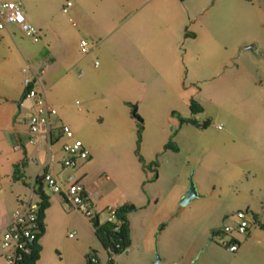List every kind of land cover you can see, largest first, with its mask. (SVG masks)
Masks as SVG:
<instances>
[{
    "label": "crops",
    "instance_id": "0c3cea01",
    "mask_svg": "<svg viewBox=\"0 0 264 264\" xmlns=\"http://www.w3.org/2000/svg\"><path fill=\"white\" fill-rule=\"evenodd\" d=\"M4 1L10 0H0V3ZM20 1H22L26 19L40 30V39L36 42L32 41L15 23H7L0 29V46L4 44L10 48L11 46L8 47L10 43L14 49L12 54L15 58L14 63L17 65L16 71L19 76L17 89L20 93L16 106L13 105L12 98L7 99V102L10 101L6 102V105H0V173L2 176L0 207L5 209L6 205H10L9 210L3 212L0 228L7 222L19 199L28 197L38 199V195L32 191V185L39 171L46 168L44 162L48 150L53 151L54 158L57 160L65 156L61 146L67 138L60 134L58 126L62 123L70 126L64 110L68 105L60 97L57 84L73 74L75 68L84 69V73L82 71L77 73V77L81 78L82 86L86 85L89 88L94 85V80H110L113 83V89H110L113 91L108 95L125 96L126 98L122 99H128L132 104L133 101H138L135 102L136 110L139 109L141 97L144 105L147 104L146 106L152 109H156L155 104L160 101L174 107L177 99L186 100V96L193 93L190 89L192 86L188 87L184 82L186 77L184 71L187 73L190 71L188 58L190 57L193 63V56L198 59L199 52L206 51L205 59L210 64V68L209 73L204 75L213 79V83L207 86V92L213 101H217L219 92H223L218 87L219 85L225 87L226 76H229L227 72L229 52L241 42L240 36L233 32L230 26L231 18L240 10L241 0H212L211 5H214V9L208 12L206 10L210 0H73L67 12L62 10L67 0ZM197 5H200V10L204 9L205 17L201 19L199 28H192L190 31L189 28L195 27L199 22L200 13H197L195 9ZM82 39L89 40L92 45H89V51L83 55L80 47ZM196 39L202 41L200 45L195 47L192 41V47L185 46L183 49L184 43ZM197 47L199 49H196ZM189 53L190 56H187ZM13 56L11 55L10 59ZM183 63L187 67L185 70ZM27 65L41 71L46 98L57 109L54 117L56 126L53 129L50 144L45 137L35 146L28 144L27 126L19 122L16 116L17 112L27 111L31 104V99L23 96L25 88L23 79L26 75L23 68ZM197 69L199 70V67ZM4 72L7 73L6 70ZM247 95L249 97L244 98L241 104L238 122L219 136L211 138L207 143L199 142V155L200 158L205 157L214 164L222 161L234 164L242 172L247 171L255 178L253 181L255 187L251 189V192H260L264 189V84L253 92L249 91ZM114 104L112 101L109 103V108L113 111L116 108ZM84 105L88 107V104ZM192 116L195 118L194 114ZM207 120L210 123V120ZM74 136L77 137L75 132ZM16 144H21L22 149L16 150L14 148ZM84 144L88 148L85 142ZM89 153L88 160L80 162L73 169L63 168L59 163L55 164L53 169L60 177L74 173L81 179L91 195L94 209L101 221L105 220V217L101 219L98 212L101 208L123 203L136 205L131 196L120 197L108 187L101 192L93 189V181L88 175L93 157L90 150ZM32 155L38 157L37 163L30 160ZM142 156H145L144 152ZM151 157L148 156V159ZM16 166L19 167V179L13 177ZM211 174L215 176L213 186L216 187L221 171L212 167ZM257 176L261 177V181ZM105 178L108 180L109 176ZM187 188L188 185L183 181L176 183L169 189L170 198L182 197ZM198 190L203 191L200 187ZM33 193L37 195L36 198ZM47 194L50 204L45 210V229L39 240L41 250L36 264H60L45 255L49 237L56 236V230L60 225L73 226L77 229L79 235L76 238L77 244H83L85 241H90L91 236L94 238L96 236L90 221H87L78 210L70 208L62 194ZM172 206L176 207V203ZM132 212L127 214L130 244L132 240L130 214ZM216 212L217 210L205 212L201 219H199L200 214L197 217L187 215L180 221L181 233L195 230L191 237V246L196 245L198 240L203 238L204 233L206 235L207 231L211 232L219 227L211 221ZM233 214L229 216L233 218L232 222ZM227 218L225 216L223 223L230 222ZM196 222L198 224L201 222V225L197 227ZM240 237L237 239L239 245ZM135 244L138 245V252L133 254L130 248L128 253L133 256L126 264H146L145 259L149 251L145 248L140 251L137 241ZM85 245L83 253L86 255L91 245ZM62 260L64 264H67L66 260ZM74 260H69V264H76L77 260L76 262ZM115 263L120 264L118 261Z\"/></svg>",
    "mask_w": 264,
    "mask_h": 264
},
{
    "label": "rangeland",
    "instance_id": "374dc122",
    "mask_svg": "<svg viewBox=\"0 0 264 264\" xmlns=\"http://www.w3.org/2000/svg\"><path fill=\"white\" fill-rule=\"evenodd\" d=\"M211 2L212 0L208 3L207 12L214 9ZM195 9L200 13L199 22L196 23L197 27H190V31L192 28H199L201 19L205 17V11L200 10V5ZM73 20L76 21L75 18ZM230 26L231 30L240 36L241 42L229 52V76H226L225 87H218L223 92H219L217 101H213L207 92V86L213 83V79L204 75L209 73L210 68L205 59L206 51L199 52L198 59L193 56V63L190 57L188 58L190 71H184V82L188 87L192 86L190 89L193 93L186 96V100L177 99L174 107L160 101L155 104L156 109H152L146 106L147 104L144 105L141 97L139 109L136 110L134 105L137 106L135 102L138 101H133L132 104L128 99H122L126 98L125 96L108 95L113 91L110 89H113L110 80H94V85L89 88L82 86L77 73H84V69L80 70L79 67L57 84L60 97L68 105L64 109L68 123L76 136L90 148L93 158L88 175L93 181V189L101 192L108 187L120 197L131 196L138 206V209L130 214L132 240L128 248L136 254L137 241L140 251L142 248L147 249L149 255H146V264H151L157 256L160 260L156 264H171L173 261L180 264H264V228L261 227V224L264 225V189L251 192L255 187V178L247 171L242 172L234 164L222 161L214 164L199 155V142L207 143L231 125H235L240 116L241 104L244 98L249 97L247 93L264 84V0H241L240 10L231 18ZM191 42L196 47L202 41L188 40L182 45L183 49L185 46L192 47ZM88 43L92 46L90 41ZM9 46L11 47L7 48L4 44L0 46V105H6L7 99L12 98L13 105L16 106L20 98L17 89L19 76L12 54L14 49L10 43ZM81 53L85 54L82 51ZM187 56H190V53ZM183 67L184 70L187 68L185 63ZM192 98L204 107L203 111L194 114L196 120L199 123L210 120L204 129L180 122V116H192L189 107ZM110 101L116 104L114 111L109 108ZM84 104H88V107ZM134 110L136 116L133 114ZM26 114L27 111L17 112L18 121L22 122L23 118H27ZM138 128L141 136L140 153L141 156L142 152L145 154L142 160L135 151ZM169 140L179 146V150L165 149L164 144ZM148 156L152 157L148 159ZM212 167L221 171L216 187L213 186L215 176L211 174ZM105 176H109V179L106 180ZM257 178L261 181V177ZM190 179L195 184L198 196L185 205L180 202L182 197L170 198L168 192L171 187L182 181L189 186ZM18 184L20 185V182ZM199 187L202 192L198 190ZM44 190L51 195L52 192L45 185ZM33 196L37 197L35 193ZM174 203L176 207H171ZM5 207H0V221L3 212H7L10 205ZM106 207L98 211L101 219L106 218ZM245 209L251 216L248 217L250 232L243 237L239 236L241 243L235 253L211 241L210 231H207L206 235L204 233L203 238L193 246L191 237L195 230L186 233L179 231V223L184 216L197 217L200 214L201 219L205 212L217 210L211 221L220 227L225 216L228 217L227 221L232 222L233 218L229 216L237 210ZM199 224L201 225V222ZM199 224L196 222L195 225L198 227ZM70 232L73 233L72 237L68 235ZM78 236L75 227L60 225L56 230V238L54 235L49 237L45 255L60 264H64L62 259L66 260L67 264L71 259L77 260L76 264H86V255L83 252L85 244H90L88 252L96 250L100 261L103 264L107 262V251L98 239L91 236L90 241L77 244ZM132 256L125 249L116 254L114 260L126 264Z\"/></svg>",
    "mask_w": 264,
    "mask_h": 264
},
{
    "label": "built area",
    "instance_id": "2783aa9c",
    "mask_svg": "<svg viewBox=\"0 0 264 264\" xmlns=\"http://www.w3.org/2000/svg\"><path fill=\"white\" fill-rule=\"evenodd\" d=\"M72 4L71 0H67L62 7L64 12L68 11V7ZM7 23H15L19 26L22 33L36 42L40 39V30L31 24L24 15L22 1L10 0L0 3V29L4 28ZM82 52L89 51V43L86 39L80 40ZM97 64V61H95ZM26 75L23 79L24 97L31 99V104L27 110V118H23L22 122L27 126V143L37 145L44 140H48L49 144L52 140V131L55 129V115L57 109L50 104L46 98V88L42 81L41 71L35 70L29 65L23 68ZM218 127H220L218 125ZM59 132L67 139L63 142L61 149L65 156L61 160L54 158L53 151L48 150L47 157L44 162L45 169L39 171L34 179L32 191L36 186V180L52 192L63 195L67 205L70 208L78 210L88 221L96 214L91 200L90 193L87 192L84 183L74 173H69L65 177H60L53 167L59 163L63 168H75L80 162L87 160L90 156L89 150L84 142L74 136L72 128L65 123L58 126ZM21 144H16V150L22 149ZM30 160L37 163L38 157L32 155ZM2 176L0 173V186ZM96 193V192H95ZM39 197L38 199L21 198L17 201L16 206L11 211L7 222L0 228V264H25L26 257L33 251L40 233V224L38 219ZM105 220L115 224L118 229L121 220L116 216V207L107 206ZM233 222H225L220 227L211 230L210 239L227 248L231 252L238 250V237L245 236L250 232V221L248 210H237L234 214ZM73 236V233H69ZM127 252L130 248H125ZM124 249V250H125ZM115 256V255H114ZM90 264L97 262L95 253L88 256ZM171 264H180L177 261Z\"/></svg>",
    "mask_w": 264,
    "mask_h": 264
},
{
    "label": "trees",
    "instance_id": "16d2710c",
    "mask_svg": "<svg viewBox=\"0 0 264 264\" xmlns=\"http://www.w3.org/2000/svg\"><path fill=\"white\" fill-rule=\"evenodd\" d=\"M24 96V95H23ZM135 107V105H134ZM189 107L191 110L192 114H196L198 112H201L203 110V107L200 103H198L195 99H190L189 102ZM136 110H134L133 114L135 115ZM136 116V115H135ZM138 117V116H137ZM180 122L185 123L189 122L191 124H194L196 126L200 127H206L209 124L208 120L203 121L202 123H199L193 116L190 117H182L180 116ZM140 119V117H138ZM141 121V119H140ZM138 134V140H137V147H136V154L138 155L139 159L142 160V156L139 153V142L141 139L140 136V129L138 128L137 130ZM52 136H53V131H52ZM165 149H171L174 151L178 150V146L173 143L172 141H167L164 144ZM13 177L15 179L20 178V172H19V167L16 166ZM36 186L34 187V192L38 195L39 197V209H38V219H39V224H40V233L38 236V240L33 248V251L26 257L25 264H36L39 256H40V250L41 246L39 243L40 237L44 233V216H45V210L49 206L50 201H49V196L45 192L43 188V184L39 179L36 181ZM116 207V216L118 219L121 220V224L118 229H115V224L104 220L101 221L98 217V214L96 213L95 216L90 220V223L92 224L94 228V234L98 241L102 244L104 249L107 251L108 254V260L104 264H116L114 260V255L119 254L122 252L126 247L129 246L130 244V230H129V221L127 218V214L129 212H132L137 209V206L134 205L133 203H123L120 204ZM255 218V217H253ZM257 219V218H256ZM261 227L264 228V225L261 224ZM92 253L96 254L97 257V262L95 264H103L99 257L97 256V251L92 250ZM91 252H88L86 254V264H90V260L88 256L90 255Z\"/></svg>",
    "mask_w": 264,
    "mask_h": 264
},
{
    "label": "water",
    "instance_id": "95a60500",
    "mask_svg": "<svg viewBox=\"0 0 264 264\" xmlns=\"http://www.w3.org/2000/svg\"><path fill=\"white\" fill-rule=\"evenodd\" d=\"M195 196H198V193H197L194 182L190 179L189 186H188L186 192L184 193V195L182 196L180 202H181V204L185 205ZM159 260H160V257L157 256V258L151 264H156Z\"/></svg>",
    "mask_w": 264,
    "mask_h": 264
}]
</instances>
